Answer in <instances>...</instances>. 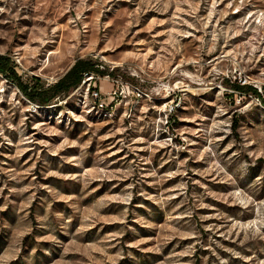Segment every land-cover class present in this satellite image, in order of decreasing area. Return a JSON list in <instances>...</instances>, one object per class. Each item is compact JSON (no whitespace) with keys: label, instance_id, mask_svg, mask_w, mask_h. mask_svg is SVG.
<instances>
[{"label":"rangeland","instance_id":"obj_1","mask_svg":"<svg viewBox=\"0 0 264 264\" xmlns=\"http://www.w3.org/2000/svg\"><path fill=\"white\" fill-rule=\"evenodd\" d=\"M0 56V264H264V0H0Z\"/></svg>","mask_w":264,"mask_h":264},{"label":"trees","instance_id":"obj_2","mask_svg":"<svg viewBox=\"0 0 264 264\" xmlns=\"http://www.w3.org/2000/svg\"><path fill=\"white\" fill-rule=\"evenodd\" d=\"M10 71L9 68V60L6 57L0 56V72ZM97 71L94 66L89 62L79 61L72 70L52 88L54 94H59L63 92H68L73 88L78 87L83 79V76L86 74L92 73ZM10 74L16 79L18 84L24 89V92L30 97L32 100H37V94H31L28 92L27 88H24L22 84L19 83V78L17 74L12 70ZM51 91V90H49ZM37 95V96H36ZM41 101V100H40Z\"/></svg>","mask_w":264,"mask_h":264},{"label":"built area","instance_id":"obj_3","mask_svg":"<svg viewBox=\"0 0 264 264\" xmlns=\"http://www.w3.org/2000/svg\"><path fill=\"white\" fill-rule=\"evenodd\" d=\"M113 94L117 95V91H114ZM92 96L95 99V101L100 102V103H104V98H103L102 94L99 91L94 90L93 93H92Z\"/></svg>","mask_w":264,"mask_h":264}]
</instances>
